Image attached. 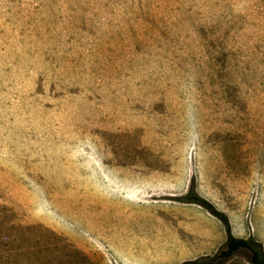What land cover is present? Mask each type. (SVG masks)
<instances>
[{
	"label": "rangeland",
	"instance_id": "374dc122",
	"mask_svg": "<svg viewBox=\"0 0 264 264\" xmlns=\"http://www.w3.org/2000/svg\"><path fill=\"white\" fill-rule=\"evenodd\" d=\"M264 255V0H0V264Z\"/></svg>",
	"mask_w": 264,
	"mask_h": 264
},
{
	"label": "trees",
	"instance_id": "16d2710c",
	"mask_svg": "<svg viewBox=\"0 0 264 264\" xmlns=\"http://www.w3.org/2000/svg\"><path fill=\"white\" fill-rule=\"evenodd\" d=\"M184 201L196 203L202 206L212 215L216 216L223 224L227 234L225 249L221 250L220 253L214 257V259L229 258L238 250L246 249L251 253V261L253 264H264L262 246L253 239H238L233 237V235H231L228 218L225 214L216 211L210 203L198 197L193 190L187 194V196L184 198Z\"/></svg>",
	"mask_w": 264,
	"mask_h": 264
}]
</instances>
